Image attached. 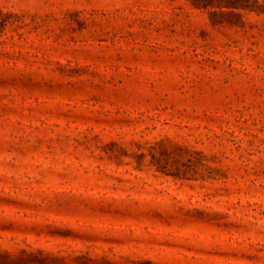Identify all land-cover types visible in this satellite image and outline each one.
Returning <instances> with one entry per match:
<instances>
[{
  "label": "rangeland",
  "instance_id": "obj_1",
  "mask_svg": "<svg viewBox=\"0 0 264 264\" xmlns=\"http://www.w3.org/2000/svg\"><path fill=\"white\" fill-rule=\"evenodd\" d=\"M0 264H264V0H0Z\"/></svg>",
  "mask_w": 264,
  "mask_h": 264
}]
</instances>
